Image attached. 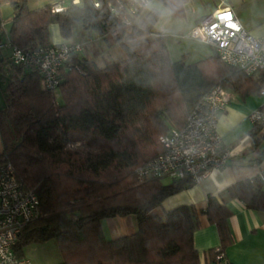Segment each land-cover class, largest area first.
Masks as SVG:
<instances>
[{
  "label": "trees",
  "instance_id": "trees-1",
  "mask_svg": "<svg viewBox=\"0 0 264 264\" xmlns=\"http://www.w3.org/2000/svg\"><path fill=\"white\" fill-rule=\"evenodd\" d=\"M4 1L12 9L8 31L3 32L9 49L62 43L48 41L49 26L55 24L63 42H72L68 39L80 26L88 34H110L124 54L99 65L88 60L87 42L78 43L83 49L60 66L53 90L42 86L35 67L5 60L7 76L0 75V163L10 161L17 179L39 201L38 216L21 229L15 253L24 256V246L53 239L62 256L55 264H200L192 236L201 213L216 226V247L226 256L232 237L224 204L208 196L201 209L179 205L154 213L165 198L194 183L189 177L168 178L166 183L141 178L134 169L162 151L159 137L181 127L211 87L220 85L241 96L258 94L262 73L245 75L216 53L191 63L170 60L164 38L152 31L160 17L153 4L61 0L54 3L62 8L52 11L54 3L29 9L28 0ZM153 1L183 16L187 0ZM133 5L138 10L131 14ZM252 135L261 145L257 160L262 162L264 126ZM258 173L234 182L227 194L248 209L262 211L264 179ZM117 216H132L135 230L107 238L102 220ZM214 248L209 251L212 260Z\"/></svg>",
  "mask_w": 264,
  "mask_h": 264
},
{
  "label": "built area",
  "instance_id": "built-area-1",
  "mask_svg": "<svg viewBox=\"0 0 264 264\" xmlns=\"http://www.w3.org/2000/svg\"><path fill=\"white\" fill-rule=\"evenodd\" d=\"M135 1L144 7L153 2ZM94 6L97 7L98 3L94 2ZM61 8L59 3H54L51 10ZM137 10L135 5L129 9L131 14ZM189 36L213 47L224 63L245 75L262 73L264 76V34L255 36L247 30L224 0L190 29ZM82 49L81 44L74 42L37 45L26 51L11 47L8 58L12 64L35 67L42 86L53 90L59 83L60 66ZM258 95L262 102L248 114V119L254 125L264 126V81ZM229 96L222 86L211 87L194 104L181 127L171 128L159 137L162 151L136 166L134 173L141 178L175 180L189 177L195 184L211 170L223 168L230 150L221 142L217 121L219 113L227 106ZM258 174L264 179V170ZM38 204L35 191L26 188L17 179L11 162L5 160L0 163V264H32L26 256H18L14 246L24 225L38 216ZM213 262L227 264L224 253L218 247L214 248Z\"/></svg>",
  "mask_w": 264,
  "mask_h": 264
},
{
  "label": "crops",
  "instance_id": "crops-1",
  "mask_svg": "<svg viewBox=\"0 0 264 264\" xmlns=\"http://www.w3.org/2000/svg\"><path fill=\"white\" fill-rule=\"evenodd\" d=\"M209 13L211 11L207 12L206 10L199 14L191 13V20L186 22L182 29H191ZM11 16L12 13L9 16V22ZM237 19L239 20L238 17ZM156 23L152 30L155 31V34L165 37L166 33L162 27L157 28ZM242 25L244 26V24ZM262 34L264 33H258L255 36ZM89 36H91V42L97 38L93 37L92 34ZM99 37L105 38L106 36ZM48 41L49 43L64 41L55 24L49 26ZM88 53L91 55L92 52H85L86 55ZM6 59H8V55ZM2 60L4 59L0 55V63ZM0 72L5 75L2 66H0ZM257 75L259 73L254 74V76ZM227 91L230 95L229 101L226 108L219 113L217 121V131L221 136V142L230 150L226 165L221 169L211 170L199 183L192 184L189 188L168 196L153 212L161 213L179 205H193L197 209H201L206 206L208 196H213L219 203L224 204L230 212L228 227L232 242L224 250L228 262L230 264H264V210L248 209L240 200L231 198L227 194V188L237 180L254 176L259 171L264 170V161L258 162L257 160L261 145L260 143L255 144V137L252 135L253 129H256L258 125H254L248 119V114L260 106L262 99L257 93L241 96L229 89ZM257 137H260V133L256 134ZM262 190H264V186H262ZM197 219L199 227L193 232L192 241L198 252L200 264H214L209 251L219 244L216 226L210 223L204 214L198 213ZM101 224L103 233L105 232L103 228L106 229L107 238L131 233L136 227L132 216L105 218Z\"/></svg>",
  "mask_w": 264,
  "mask_h": 264
},
{
  "label": "rangeland",
  "instance_id": "rangeland-1",
  "mask_svg": "<svg viewBox=\"0 0 264 264\" xmlns=\"http://www.w3.org/2000/svg\"><path fill=\"white\" fill-rule=\"evenodd\" d=\"M68 2L69 0H64ZM229 4L242 24L252 34L264 33V0H224ZM61 2V0H28L27 6L29 9H35L41 7L47 3ZM220 0H187L184 7V14L176 15L165 6H161L157 2L153 1V6L160 12V17L156 23L157 28L162 27V30L166 33L164 42L166 45L167 53L170 60L175 61L183 59L185 63L195 62L197 60L206 58L213 55L215 52L213 47L205 44L195 38L189 36L190 29H182L183 25L191 20V13L199 14L200 12L214 11L219 5ZM150 4V5H151ZM149 5V6H150ZM12 13L11 6L7 1L0 2V41L2 46L0 47V55H2L3 74L7 76L8 63L5 62L6 56L10 55V49L6 46V34L9 28V16ZM141 15V14H140ZM136 19L139 20V17ZM156 28V27H155ZM153 33L155 32L152 30ZM93 37H97L93 42L90 41L89 34L85 32L80 26H76L69 41L75 43L87 42L85 52L88 60H94L97 64L102 65L104 63H111L124 57V54L118 44L115 42L113 36L110 34L105 38H100L97 34L93 33ZM1 74V72H0ZM2 75V74H1ZM4 82L0 78V107L2 105V92ZM162 182H168V178H162ZM104 234L107 237L106 229ZM23 254L29 258L32 264H55L62 261L57 243L53 239H49L42 243H32L23 247Z\"/></svg>",
  "mask_w": 264,
  "mask_h": 264
}]
</instances>
